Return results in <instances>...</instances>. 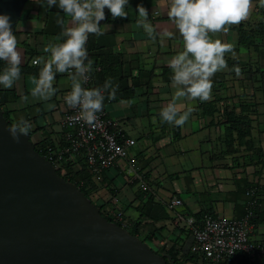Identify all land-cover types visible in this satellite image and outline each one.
<instances>
[{
    "label": "crops",
    "instance_id": "obj_1",
    "mask_svg": "<svg viewBox=\"0 0 264 264\" xmlns=\"http://www.w3.org/2000/svg\"><path fill=\"white\" fill-rule=\"evenodd\" d=\"M169 2L129 0L126 19H113L105 8L106 18L100 22L104 35H89L86 44L89 58L92 65H100V70L93 72L91 83L99 87L112 77L119 85L116 99L106 98L103 109L108 118L117 121L136 141L126 158L117 159L103 170L99 181H93L94 199L105 203L116 195L129 226L140 235L153 234L159 243L184 245L185 233L173 224L172 213L164 203L169 197L178 196L183 202L182 211L197 218L204 214L239 217L247 210V185L258 180V204L251 220V236L264 239V91L259 90L258 83L251 88L255 97L252 104L255 112L250 114L252 149L245 142L239 145L234 141L227 146L225 135L226 111L236 104L235 94L242 89L238 83L245 82L248 75L244 67L249 56L254 57L246 37L250 33L251 40H259L264 28V6L260 0H252L246 20L226 26L227 31L211 34L213 39L232 47L231 52L225 53L227 67L211 78L212 89L206 101L184 98L178 101L182 110L192 109L188 121L178 127L162 123L159 115L176 91L167 61L183 47L178 29L167 16ZM140 4L148 10L155 38L136 26ZM57 12L63 16L58 7L49 9L46 0H27L13 32L22 52L21 78L11 88L0 86V99L6 100L2 110L8 111L13 121L23 117L31 123L30 139L34 144L61 141L71 132L62 122L67 108L64 97L71 90L66 73L55 74L56 93L51 100L39 101L30 94V78L38 75L41 67L32 60L46 56L43 49L55 42L62 31ZM165 31L171 36L164 35ZM4 65L0 61V68ZM237 65L241 69L239 75L233 70ZM234 109L239 111L237 107ZM135 173L148 188H140L138 181L132 179ZM224 264H264V259L251 260L238 254Z\"/></svg>",
    "mask_w": 264,
    "mask_h": 264
},
{
    "label": "clouds",
    "instance_id": "obj_2",
    "mask_svg": "<svg viewBox=\"0 0 264 264\" xmlns=\"http://www.w3.org/2000/svg\"><path fill=\"white\" fill-rule=\"evenodd\" d=\"M264 6V0H260ZM47 7H58L57 23L61 33L43 49L47 55L33 60L41 65L38 75L31 76V97L47 102L56 93L54 80L56 73H66L71 90L64 99L69 108L77 109L76 122L92 124L97 114L104 108L106 98L115 100L119 85L108 77L102 86L85 87L92 71L93 61L89 58L86 44L90 34L104 35L101 21L105 20V8L113 19L127 18L129 0H46ZM252 0H170L167 16L178 29L183 47L171 56L167 66L171 69L172 86L176 89L173 98L160 110L162 123L183 126L189 119L192 109L182 110L178 104L181 98L206 101L212 89V77L227 67L225 53L231 52L230 44L213 39L211 34L227 31L229 25L240 24L249 16ZM43 7V5H41ZM136 26L145 29L149 37L155 38L149 22L148 10L137 5ZM67 18V19H66ZM164 35L171 36L165 31ZM0 86L13 87L21 78L22 52L17 48L16 35L12 30L11 17L0 14ZM237 75L241 69H233ZM24 99H27L25 97ZM51 108L53 105L46 104ZM8 132L15 143L22 136H29L31 123L20 117L8 126Z\"/></svg>",
    "mask_w": 264,
    "mask_h": 264
},
{
    "label": "water",
    "instance_id": "obj_3",
    "mask_svg": "<svg viewBox=\"0 0 264 264\" xmlns=\"http://www.w3.org/2000/svg\"><path fill=\"white\" fill-rule=\"evenodd\" d=\"M27 0H0L14 32ZM0 107V264H166L110 222L29 136L15 143Z\"/></svg>",
    "mask_w": 264,
    "mask_h": 264
},
{
    "label": "built area",
    "instance_id": "obj_4",
    "mask_svg": "<svg viewBox=\"0 0 264 264\" xmlns=\"http://www.w3.org/2000/svg\"><path fill=\"white\" fill-rule=\"evenodd\" d=\"M99 70V64L92 65L85 87H94L91 77L93 72ZM77 114V109L67 106L62 119L63 124L71 130L65 137L67 146L57 153L56 158L50 155L49 160L56 169H61L60 159L63 153L72 161H75L78 155H82L86 171L91 175L92 181H99L103 170L111 167L117 159L126 158L136 141L125 133L117 121L108 118L104 109L97 114L98 118L92 124L76 122ZM132 179L138 181L139 187L148 188L147 183L138 174L135 173L134 177L132 174ZM79 181L81 185L84 184L83 181ZM259 184L258 180H254L247 185L245 189L247 210L239 217L204 214L197 218L182 211L183 202L176 195H172L164 202L172 213L173 224L186 230L188 237L192 239L188 249L196 253L198 260L186 264H224L238 254H245L251 260L264 259V239H255L251 236V219L258 204ZM110 201L116 205L118 197L111 195ZM99 203L100 201L96 199L95 204ZM113 215L122 228L129 226L123 209L116 208Z\"/></svg>",
    "mask_w": 264,
    "mask_h": 264
},
{
    "label": "trees",
    "instance_id": "obj_5",
    "mask_svg": "<svg viewBox=\"0 0 264 264\" xmlns=\"http://www.w3.org/2000/svg\"><path fill=\"white\" fill-rule=\"evenodd\" d=\"M249 39L248 45L250 47H254L258 51V55L261 52L264 54V51L261 49H258L260 45H264V28L263 31H261L260 36L258 37L260 42L251 40L253 39V36L249 33L246 39ZM256 40V39H255ZM259 55V56H260ZM248 65V63H247ZM240 67L239 65H237ZM246 66V65H245ZM247 68H251L247 66ZM248 73V72H247ZM245 82L252 83L253 88L257 83L259 84L258 87L260 91H264V69H251L250 74H248L245 79ZM242 89L240 92L243 94L244 92L247 93L246 85L243 84ZM259 91L258 89H256ZM252 92V91H251ZM254 93H252L253 95ZM238 94H235V96ZM239 100L236 101V104H234V107H237L239 111H236L234 107H231L228 111H226V116L228 118V126L226 128V142L227 146L232 145L234 141L237 142V144L242 145V142H245L248 146V149H252L251 141V127H252V117L250 115V112H255L254 109H252L250 106L255 103L251 102L250 105H248L249 102L242 101L241 95L238 96ZM6 102L5 99H0V107L3 108L4 103ZM246 104L248 106H246ZM254 105V104H253ZM248 109V114H245V112ZM4 116L6 117L9 124L13 122V120L9 117L8 111H3ZM35 148L46 158L50 159V155L53 157H57V153L64 150V148L67 146V142L64 139V137L61 139V141L57 142H43V143H35ZM228 151H231L228 147ZM61 162V169H57V172L64 178L70 181H73L77 184V186L80 188L81 191H83L86 195V197L90 200L91 198H94L93 190H94V182L92 181L91 175L86 171V165L83 159L82 155H78L76 157L75 161H72L69 159V156L66 153L62 154V157L60 159ZM83 181L84 184L81 185L80 181ZM141 188V187H140ZM146 189V188H145ZM90 197V198H89ZM93 202V201H92ZM99 208L100 213L110 222H114L121 226V224L115 220L113 212L118 207V203L116 205L112 204L110 201V198L105 201V203H99L96 204ZM253 218V217H252ZM252 220V219H251ZM130 225V222H129ZM125 230L129 231L132 234L137 235L138 237L140 234L138 231H136L133 226H128L124 228ZM185 233V236L188 235L186 230H183ZM188 237V236H187ZM140 238V237H139ZM142 241H150V242H156L158 244V248L156 247V251L151 249L152 251L160 254L166 261V264H186V263H195L198 259V256L196 253H192L189 249L184 250L182 245L180 243L177 245L176 242L174 243H159V240L157 237L153 234L151 235H142V238H140ZM154 244V243H153ZM155 245V244H154ZM248 257V256H247ZM249 258V257H248ZM200 259V258H199ZM250 259V258H249Z\"/></svg>",
    "mask_w": 264,
    "mask_h": 264
},
{
    "label": "rangeland",
    "instance_id": "obj_6",
    "mask_svg": "<svg viewBox=\"0 0 264 264\" xmlns=\"http://www.w3.org/2000/svg\"><path fill=\"white\" fill-rule=\"evenodd\" d=\"M258 42H260L259 44H261L262 43V41H258ZM252 50H251V53L254 55V57H252L251 58V56H249V58H248V65L246 64V66L244 67L245 69H246V72H248V74H250V71H251V69L253 68V69H264V54H262L263 56H261L260 54H261V52L259 53V55H260V57L258 58V51L256 50V49H254V47H252L251 48ZM258 49H261L262 51H264V45H260V47L258 48ZM256 50V51H255ZM257 52V53H256ZM251 59V60H250ZM247 66H249V67H251L250 69L249 68H247ZM241 81H243V80H241ZM238 82H239V79H238ZM243 84H245L246 85V89H247V93L246 92H244L243 94L240 92V93H238V95H237V101L239 100V95H241V98H242V101H244V102H249L248 103V105H250V103L251 102H255V97H254V94L252 95V90H251V87H252V83H250V82H239L238 83V85H243ZM247 104H246V106H248ZM251 108H252V105L250 106ZM248 112V109H247V111L245 112V114H248L247 113ZM252 112H250V114H251ZM90 198V197H89ZM91 200L95 203V199H92L91 198ZM140 238H142V235H140L139 236ZM185 239V241L183 242V244L184 245H182V247H183V249L184 250H187L188 248H189V245H190V242H191V239L189 238V237H187V236H184L183 237V240ZM182 242V241H181ZM146 243L148 244V246L151 248V249H153V250H155L156 251V247L158 248V244L156 243V242H150V241H146ZM155 245H154V244Z\"/></svg>",
    "mask_w": 264,
    "mask_h": 264
}]
</instances>
